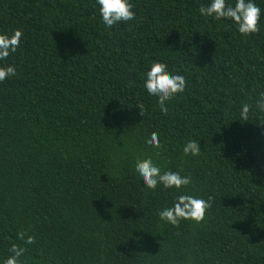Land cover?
Wrapping results in <instances>:
<instances>
[{
    "label": "trees",
    "instance_id": "trees-1",
    "mask_svg": "<svg viewBox=\"0 0 264 264\" xmlns=\"http://www.w3.org/2000/svg\"><path fill=\"white\" fill-rule=\"evenodd\" d=\"M131 3L106 28L95 0H0V33L22 34L0 62L16 69L0 82V259L15 243L22 264H264V0L247 36L201 16L207 0ZM157 61L185 78L166 113L143 88ZM137 157L190 176L204 218L160 220L177 193L144 189Z\"/></svg>",
    "mask_w": 264,
    "mask_h": 264
},
{
    "label": "clouds",
    "instance_id": "clouds-1",
    "mask_svg": "<svg viewBox=\"0 0 264 264\" xmlns=\"http://www.w3.org/2000/svg\"><path fill=\"white\" fill-rule=\"evenodd\" d=\"M99 19L108 28L120 22H128L134 19L131 0H95ZM201 16L211 17L212 20L231 21L236 31L242 36L254 34L258 31V21L261 16V8L256 0H207L206 5L199 8ZM21 32L14 30L11 34L0 33V62L4 61L10 53H14L19 44ZM16 75L13 65L0 66V82ZM143 88L147 95L157 98V105L161 113L167 112L166 101L177 93H182L185 88L183 75L169 73L167 66L161 62L151 63L144 73ZM142 115V108L137 106ZM255 107L264 112V91H261L256 99ZM249 105L244 104L240 109V118L248 120ZM145 147L158 149L161 147L159 138L152 134L145 141ZM185 157L198 156L201 147L198 141L188 140L182 147ZM133 174L137 177L142 187L147 190L175 189L176 196L171 206H165L158 211L160 220L171 225H176L181 219L200 222L210 206L211 197L205 200L201 197L188 194L185 186L191 182V177L181 175L178 171L162 170L152 158L137 157L133 165ZM18 239H23L25 244H32L33 236L17 233ZM10 255L6 259H0V264H22L20 257L25 252L24 247H18L15 243L8 249Z\"/></svg>",
    "mask_w": 264,
    "mask_h": 264
}]
</instances>
